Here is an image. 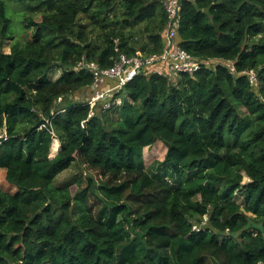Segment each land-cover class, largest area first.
Here are the masks:
<instances>
[{
  "label": "trees",
  "instance_id": "trees-1",
  "mask_svg": "<svg viewBox=\"0 0 264 264\" xmlns=\"http://www.w3.org/2000/svg\"><path fill=\"white\" fill-rule=\"evenodd\" d=\"M163 1L0 0V264H264V0L182 2L180 46L236 73L143 71L91 118L70 99L81 64L163 52ZM158 142L167 175L144 163ZM75 163L101 181L54 185Z\"/></svg>",
  "mask_w": 264,
  "mask_h": 264
},
{
  "label": "built area",
  "instance_id": "built-area-1",
  "mask_svg": "<svg viewBox=\"0 0 264 264\" xmlns=\"http://www.w3.org/2000/svg\"><path fill=\"white\" fill-rule=\"evenodd\" d=\"M182 2L183 0L163 1L168 23L164 38L165 46L162 53L148 57L142 54L131 57L126 54H119L114 66L106 69H101L96 63L80 65V67L86 68L94 75V83L90 88V96L87 101L91 109L89 118L94 115L97 106H100L102 111L121 107L123 105V98L118 96V94L143 71L169 79L181 75H194L205 65H214V67L223 65L232 73L237 72L234 63L231 61L226 62L218 59L202 61L193 57L180 46L177 41V35L180 28ZM246 74L250 84L257 87L259 81L255 71L250 70ZM84 123H82L83 127ZM44 127L45 125L42 126V128ZM208 223V216H204L200 224L193 226V230L196 232L206 230Z\"/></svg>",
  "mask_w": 264,
  "mask_h": 264
},
{
  "label": "rangeland",
  "instance_id": "rangeland-1",
  "mask_svg": "<svg viewBox=\"0 0 264 264\" xmlns=\"http://www.w3.org/2000/svg\"><path fill=\"white\" fill-rule=\"evenodd\" d=\"M5 51L6 52L10 51V44L5 45ZM61 73H62V69H60L59 67H56L51 72V78L55 80V79L59 78ZM177 77H173L172 80L173 79L175 80ZM89 91H90V89L80 91L77 94L71 96L70 99L72 101H75V102L77 101V102L87 103V101L89 100V96H90ZM121 97L123 99L126 97V93L124 91L121 93ZM56 142H58V141H56ZM58 144H59V149H60V143L58 142ZM58 151L59 150L54 151V149L52 148V156H54ZM166 153H167V148L161 142L156 143L154 146H152L150 148H146L144 150V154H143L145 165L152 172H155V173H157V172L164 173L166 170V172H167L166 175H167L168 173H170L171 169L170 170L166 169V167L162 164L164 159H165ZM81 175L85 179L92 176L98 182L101 181V177L99 176V174L97 172L92 171V170L88 169L87 167L81 166L79 163H75L69 170H67L66 172L61 174L55 180L54 185H56V186L69 185V186H71L72 193L75 194V192L77 191V188H78L76 183H75V179ZM169 179H171V177H169ZM249 182H250V178L247 177L246 174H244L243 184L245 185ZM0 185L6 190H12V191L16 190L14 186L10 185L5 180V175H4L3 170L0 172ZM86 187H87V183H84L83 188H86ZM89 198L91 200L94 199V197L92 195ZM236 200L239 203L243 202V196L240 192L237 193Z\"/></svg>",
  "mask_w": 264,
  "mask_h": 264
}]
</instances>
